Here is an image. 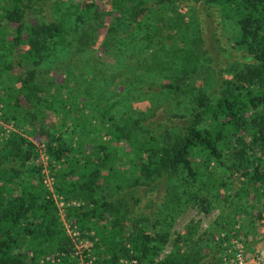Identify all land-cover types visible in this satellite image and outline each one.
Returning a JSON list of instances; mask_svg holds the SVG:
<instances>
[{"label":"trees","instance_id":"trees-1","mask_svg":"<svg viewBox=\"0 0 264 264\" xmlns=\"http://www.w3.org/2000/svg\"><path fill=\"white\" fill-rule=\"evenodd\" d=\"M203 1L217 5L231 22L229 45L243 62L219 78L214 94L198 91L184 100L181 122L146 137L129 129L117 109L114 120L119 100L92 101L38 81L35 67L48 47L65 45L67 28L61 21L30 16L29 0H6L0 6V264H77L76 242L65 223L77 231L78 241L90 242V252H80L94 256L88 264H197L212 253L210 264H221L222 241L256 230L264 212V0ZM174 2L155 1L159 11ZM82 3L84 11L94 8L98 21L96 3L111 10L113 20L132 27L122 39L136 38L140 50L133 52L124 43L113 50L112 66L132 59V69L120 70L125 74L119 81L160 74L166 93L183 91L198 57L186 29L177 34L178 23L161 14L147 22L144 0ZM114 25L106 27L107 33ZM130 93L126 88L122 101ZM32 138L44 144V173L34 162ZM43 176L52 178L53 193L79 202L65 207L64 220ZM119 181H129L132 192L137 185L166 181L172 203L203 212L218 207L214 230L221 236L218 241L214 234L195 237V227L187 226L159 258L167 234L127 225V206L107 198Z\"/></svg>","mask_w":264,"mask_h":264},{"label":"rangeland","instance_id":"rangeland-1","mask_svg":"<svg viewBox=\"0 0 264 264\" xmlns=\"http://www.w3.org/2000/svg\"><path fill=\"white\" fill-rule=\"evenodd\" d=\"M82 1L29 0L30 16L38 21H61L67 28L65 45L46 49L43 60L35 67V77L53 89L61 88L64 92H68L65 91L67 89L75 90L79 92L78 97L84 96L92 101L119 100L112 111L114 120L118 122L117 109L123 119H126L125 123L128 122L129 129L144 137L148 132L154 135L159 133L170 123L181 122L186 104L184 100L189 101L198 91L204 95L214 94L219 78L243 62L242 55L229 45L233 28L231 22L220 15L217 5L204 3L203 0H177L169 9L159 11L156 0H144L149 12L147 22L157 19L161 14L160 17L170 18L171 22L178 23L174 25L177 34L186 29V40L194 39V48L198 49L195 72L185 81L187 86L183 87V91L173 96L162 88L160 74H151L141 80L131 78L132 81H119L124 79L125 74L120 73V70L132 69V59L128 57L123 65L112 66L115 55L113 50L123 43L129 45L133 52L140 50L136 46V38L131 41L122 39L132 31V27L124 24L122 20L116 21V17L113 20V12L96 3L95 9L101 16L98 21L93 18L94 8L84 11ZM4 2L6 0H0V6ZM110 24H115L114 30L107 33L106 27ZM126 88L131 89V93L122 101ZM34 140L36 150L37 142ZM38 160L37 153L34 162L38 163ZM157 184L137 185L138 190L132 192L130 182L122 181L106 196L127 206V225L137 224L141 228L167 234L168 241L162 246L159 258L172 250L171 241L187 226L195 227V237L202 236L205 239L209 234H214L212 238L218 241L220 234L218 236L214 230L215 220L220 214L218 207H211L203 212L194 205L184 206L179 202L177 205L168 198V182L158 181ZM232 185L235 186V182ZM167 194L169 195L166 196ZM70 205L77 207L79 202L71 200L68 206ZM256 225V230L250 228L248 235L237 232L234 237L239 238L243 244L248 259L255 255L259 258V264H264V212ZM234 228L238 230L239 227L236 224ZM74 242L80 257L77 264H88L89 260L94 259L92 254H80L82 248L86 249V253L90 252V242L87 239L80 243ZM211 255H204L197 264H210Z\"/></svg>","mask_w":264,"mask_h":264},{"label":"built area","instance_id":"built-area-1","mask_svg":"<svg viewBox=\"0 0 264 264\" xmlns=\"http://www.w3.org/2000/svg\"><path fill=\"white\" fill-rule=\"evenodd\" d=\"M45 147L43 143H39L36 146V151L38 153L39 162L41 163V173H44L45 166L47 164V155L44 153ZM42 184L44 187L48 189V191L51 193V197L55 203L56 210L58 216L64 220L65 217V207L69 205V201H65L60 195H57L52 192V178L50 176H43L42 177ZM72 204H75L74 202H71ZM66 225V231L69 234V236L74 240L80 243L78 241V233L77 231L70 229L68 225ZM221 236V235H220ZM222 247L224 249L225 255L221 258V264H227L228 259L230 256L232 263L231 264H259V258L255 255H253L250 259H248L245 256L244 253V246L240 242L239 238L237 237H230L227 241H222ZM83 247V246H82ZM77 251L75 252V254ZM124 262V261H123ZM131 263L134 262V260H130Z\"/></svg>","mask_w":264,"mask_h":264}]
</instances>
